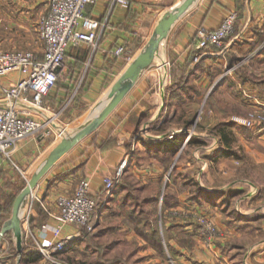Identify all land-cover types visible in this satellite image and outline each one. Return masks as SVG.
Returning <instances> with one entry per match:
<instances>
[{
  "label": "crops",
  "instance_id": "obj_1",
  "mask_svg": "<svg viewBox=\"0 0 264 264\" xmlns=\"http://www.w3.org/2000/svg\"><path fill=\"white\" fill-rule=\"evenodd\" d=\"M180 1L129 0L126 8L113 0H99L86 8L87 16L100 24L99 40L95 49L86 44L77 48L68 65L84 64L76 102L93 105L89 115L153 39L164 14ZM47 12V0H0V51H32L42 58L44 45L38 24ZM232 12L238 14L236 38L228 40L223 51L199 49L198 30L218 28ZM120 46L129 52L130 62L111 55ZM242 63L246 64L239 66ZM77 75L67 73V82L50 91L44 100L47 111L20 106L23 114L30 112L43 119L58 107L60 113L49 136L19 144L11 160L21 173L32 176L61 142L58 138L67 135L59 133L67 126L60 121L65 110L61 104L73 83L69 81ZM17 79L16 74L0 78V88ZM207 99L209 109L203 124L218 133L205 145L200 138H191L189 128L201 100ZM3 105L0 90V107ZM261 106L264 0H198L172 26L152 67L97 128L59 158L39 182L37 193L54 210L59 195H72L79 182L87 179L91 195L99 198L104 179L114 174L126 156L131 157L127 175L152 182L160 183L172 168L174 179L168 188L175 199L166 202L164 216L157 220L164 222L170 247L175 250L172 264H264V133L229 122L232 115ZM0 164L4 166V160L0 159ZM182 209L192 217L198 214L213 221L217 236L210 243L202 240L193 220L178 218ZM80 235L74 226H65L62 232V237L72 240ZM174 239L186 245L179 247ZM15 249L5 252L12 264L41 260L30 245L23 246L21 253Z\"/></svg>",
  "mask_w": 264,
  "mask_h": 264
},
{
  "label": "built area",
  "instance_id": "obj_2",
  "mask_svg": "<svg viewBox=\"0 0 264 264\" xmlns=\"http://www.w3.org/2000/svg\"><path fill=\"white\" fill-rule=\"evenodd\" d=\"M99 0H47L48 12L41 16L38 34L43 42L42 58L32 51H0V78L16 74L18 79L0 90L5 105L0 107V159L9 160L14 168L12 156L19 144L29 139L44 138L50 135L60 113H53L47 118L23 114L22 104L37 110L44 108L45 97L56 87L61 72L65 67V58L73 48L86 44L95 49L99 40V22L87 16L86 8ZM128 7L129 0H113ZM237 12L230 13L216 29L200 28L197 32L198 48L201 50L227 47V41L236 38ZM112 56L131 61V56L123 46L111 52ZM229 122L235 126L264 132V109H256L244 116H232ZM61 135V134H60ZM173 136L171 135L170 138ZM188 140L186 137L185 143ZM129 164L126 156L117 166L114 174L104 179V191L99 198L91 195L90 182L83 179L72 195H61L55 200L54 210L49 209L38 196L36 189L26 201L21 217L23 246L30 245L40 255L45 264H60L59 256L72 237H62L65 226H74L80 231L91 232L95 229L98 200L110 196ZM25 183L30 176L22 172ZM116 182V183H115ZM39 203L47 213L48 221L39 229L31 227L34 216V204ZM201 237L210 242L217 235L218 227L209 218L197 217ZM81 234V232H80ZM6 243L0 242V264H12L6 255Z\"/></svg>",
  "mask_w": 264,
  "mask_h": 264
},
{
  "label": "rangeland",
  "instance_id": "obj_3",
  "mask_svg": "<svg viewBox=\"0 0 264 264\" xmlns=\"http://www.w3.org/2000/svg\"><path fill=\"white\" fill-rule=\"evenodd\" d=\"M76 49L70 50L66 56L65 67L55 87V89H59L67 82V73L70 77H72L71 72L78 73L73 80L70 78L72 81L69 82L73 83L61 104V106L64 105L63 108L65 110L61 114L60 121L67 125L63 126L68 130V132L65 131L66 134H69L72 130L81 128L94 107L93 105H83L76 102L78 90L80 92V88L78 87L81 82L80 75L82 69L84 70V64L79 65L76 63L68 65V63L70 64V60L77 54ZM88 50L90 51V49ZM243 64L246 63H242L239 66ZM202 101L198 106L199 108L197 107L196 119L194 124L190 126L189 131L191 138H200L199 141L208 145L212 138L217 137L218 132L213 128L208 129L204 126L203 120L208 114L209 102L208 99ZM58 109L59 107L56 108V113H58ZM256 109H250L248 112ZM259 109L263 110L264 106L259 107ZM247 113L235 115L244 116ZM61 130L63 132L64 128H61L59 133ZM258 133L263 134L264 132ZM58 139L60 140L62 138ZM128 160L130 164V156H128ZM4 164V166H0V207L5 206L6 210L0 213V231L10 221L17 198L24 188L21 170L14 168L9 160H5ZM127 172V170L124 172L119 182H115L116 187L110 196L106 199L101 198L98 200L95 229L91 232L80 231L81 235L78 238L67 242L64 250L61 252V257L58 258L60 264H172L170 258H172L171 255L174 256L175 250L173 251L172 247H170V238L166 233L164 222L157 223V220H159L160 215L164 216L166 202L170 204L169 202L175 199L172 195L173 191L168 188L169 182L172 181V178L174 179L173 169L171 168L167 177L162 176L160 183L152 182L148 179H141L134 175H127ZM202 178L203 174L199 180L202 181ZM38 196L42 199L41 195ZM33 204L34 215H36L37 219H44V215H41L40 205L37 203ZM158 206H161L162 209H159ZM182 210L179 211L181 212L179 214L182 215L178 218L185 221L188 216V218L193 220L197 224V236L202 239L200 233L201 228L197 223V217L201 215L193 214L192 217L188 215L190 211L187 209ZM172 222L174 224L175 221ZM21 228L24 234L25 231L22 224ZM139 228H142L144 232L148 231V234H151V230L157 228V238L159 237L162 247L159 248L156 246L155 239H152V237L150 239L151 235H147L145 239L142 235L143 231L141 233ZM3 240L6 243L5 248H8L10 251L9 253L16 251L15 238L12 230L6 233ZM173 242L174 244L178 243L176 239ZM179 242L186 245L183 240ZM181 244L178 243V246H182ZM38 260L35 264H45L42 259Z\"/></svg>",
  "mask_w": 264,
  "mask_h": 264
},
{
  "label": "water",
  "instance_id": "obj_4",
  "mask_svg": "<svg viewBox=\"0 0 264 264\" xmlns=\"http://www.w3.org/2000/svg\"><path fill=\"white\" fill-rule=\"evenodd\" d=\"M198 0H183L179 5L172 8L159 21L153 39L146 48L128 65L127 69L114 83L104 98L97 104L89 115L87 122L77 133L67 134L61 142L51 151L38 170L29 178L15 203L12 217L7 225L0 231V242L9 230H12L15 244L19 253L23 250L21 217L26 201L32 193L38 189L39 182L47 174L49 169L76 145L85 136L90 134L108 114L121 102L123 97L135 86L145 70L154 64L161 43L167 38L168 33L176 21L189 11Z\"/></svg>",
  "mask_w": 264,
  "mask_h": 264
},
{
  "label": "trees",
  "instance_id": "obj_5",
  "mask_svg": "<svg viewBox=\"0 0 264 264\" xmlns=\"http://www.w3.org/2000/svg\"><path fill=\"white\" fill-rule=\"evenodd\" d=\"M22 181H23V187H25V185H26V183H25V180L22 178ZM37 203V202H36ZM37 204H39V203H37ZM40 205V204H39ZM40 207H41V205H40ZM4 210H6V208H5V206H3V207H0V213L2 212V211H4ZM44 215V219H42V218H39V219H37V217H36V215H34L32 218H31V227L32 228H41L47 221H48V219H49V217H48V215H47V213L43 210V208L41 207V215ZM1 226V225H0ZM141 227H143V226H141ZM139 231L142 233V228H139ZM152 232H150L151 234H148L149 232L148 231H143V233H142V235H143V237H145V239H146V236L148 235V236H150V239H151V237H152V239H155V243H156V246H158L159 248H161L162 246H161V244H160V241H159V237L157 238V235H158V231H157V228L155 229H153V230H151ZM25 247H28V244H25L24 245ZM36 257H38V256H36ZM59 257H61V256H59ZM171 257H172V255H171ZM36 259H38V258H36Z\"/></svg>",
  "mask_w": 264,
  "mask_h": 264
},
{
  "label": "bare ground",
  "instance_id": "obj_6",
  "mask_svg": "<svg viewBox=\"0 0 264 264\" xmlns=\"http://www.w3.org/2000/svg\"><path fill=\"white\" fill-rule=\"evenodd\" d=\"M181 2V1H180ZM59 129V128H58ZM65 130H66V128H64V130H63V132H62V130L60 131V134L62 135L63 133H65Z\"/></svg>",
  "mask_w": 264,
  "mask_h": 264
}]
</instances>
